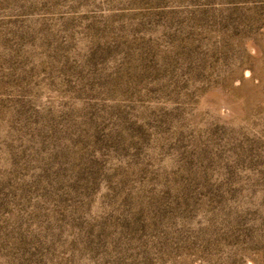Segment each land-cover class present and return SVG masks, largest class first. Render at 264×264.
Listing matches in <instances>:
<instances>
[{
  "label": "rangeland",
  "instance_id": "374dc122",
  "mask_svg": "<svg viewBox=\"0 0 264 264\" xmlns=\"http://www.w3.org/2000/svg\"><path fill=\"white\" fill-rule=\"evenodd\" d=\"M0 264H264V0H0Z\"/></svg>",
  "mask_w": 264,
  "mask_h": 264
}]
</instances>
